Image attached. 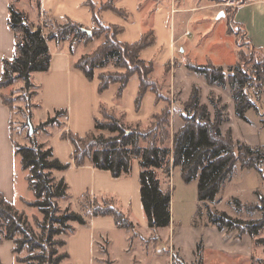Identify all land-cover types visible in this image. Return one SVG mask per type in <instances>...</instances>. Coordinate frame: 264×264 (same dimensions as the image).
<instances>
[{
    "label": "trees",
    "instance_id": "trees-1",
    "mask_svg": "<svg viewBox=\"0 0 264 264\" xmlns=\"http://www.w3.org/2000/svg\"><path fill=\"white\" fill-rule=\"evenodd\" d=\"M91 1V0H90ZM217 1V0H216ZM238 4L247 0H237ZM94 9V26L89 34L83 29L84 25L71 18L60 23L55 17L46 15L40 18L38 25L30 23L27 14L10 3L9 25L16 35V52L13 57L3 58V70L0 74V89L13 84L17 80L24 82L25 87L34 83L31 74L35 71H46L50 67L51 52L48 40L56 42L70 41L72 47L78 41L89 43L94 37L105 33L103 41L93 52L82 54L74 62L89 79L96 76L97 69L106 68L113 60L114 71L98 73V89L100 92L109 88L112 83H119L117 97H121L124 88L134 74L140 78L139 91L136 96V106L142 103L148 90L156 93V100L166 98L160 85L152 78L154 64L141 56V51L154 41L152 29L142 34L140 40L128 43L118 39L122 28L106 23L98 14L99 9L116 8L114 4L105 2ZM237 4V5H238ZM232 14L227 21L228 30L231 24L243 29L234 19L237 7L232 8ZM48 28V30H46ZM104 29L103 31H101ZM229 32V31H228ZM263 50L262 48H259ZM72 50V49H71ZM257 61L253 67H245L242 61L229 67L228 71L222 65L212 62L196 63L187 61L189 70L204 75L210 85L229 83L233 94L238 99L236 112L239 117L247 119L246 110H258L256 100L264 91V64ZM122 68V69H121ZM3 102L9 106L12 115L10 131L16 154L20 155L21 167L27 172L28 188L33 193V199L24 202L36 207L42 214L41 218L34 217L32 222L27 214L20 210L13 201L6 198L0 191V241L11 240L12 252L16 260L24 264H72L70 253L66 247L67 236L75 230L74 223L84 225L92 216H112L119 228L135 229L136 223L129 213L124 211L114 197L92 196L84 193L78 202V209L71 206V201L65 206L60 205V199L71 200L69 185L64 176L58 177L56 171H63L70 166L55 155L52 146L44 148L38 143L30 130V119L25 125L32 138L30 144H19L13 136V109L11 96L2 92ZM201 90L194 86L185 106L194 112L185 123L172 135L169 129L171 103L151 115L158 120L152 130L142 129V122L130 123L125 120V114L101 102L99 114L94 117V127L85 135H79L64 129L62 137L73 144V159L77 166L84 165L90 160L94 167L109 170L114 177L131 173L135 159L140 164V194L141 202L150 228L157 230L170 225L171 221V172L173 167H179L185 182L197 180L198 210L200 216L206 206L210 223L228 231L241 229L242 232L257 234L262 227L260 224L240 220L224 210L212 209L210 202L217 199L224 181L231 177L234 154L225 141L221 130V111L216 110L212 119L206 104L201 103ZM116 114H119L117 117ZM67 109H55L53 115L35 128L42 130L46 125L65 126ZM61 118V119H60ZM63 119V120H62ZM24 125V126H25ZM238 158L243 168L260 169L264 161V152L244 142L238 146ZM249 160V161H247ZM164 174L161 177L158 172ZM237 205H241L235 198ZM246 230V231H245ZM144 238V237H143ZM160 235L156 232L147 240L157 241ZM257 241L264 243V238ZM199 248V247H198Z\"/></svg>",
    "mask_w": 264,
    "mask_h": 264
},
{
    "label": "crops",
    "instance_id": "crops-1",
    "mask_svg": "<svg viewBox=\"0 0 264 264\" xmlns=\"http://www.w3.org/2000/svg\"><path fill=\"white\" fill-rule=\"evenodd\" d=\"M17 1L19 4H16V0H0V74L3 70V58L13 57L16 52V35L9 25L11 2L18 9L24 11L29 22L34 25H38L40 18L44 19L46 14L57 19L71 18L79 21L84 25L83 29H91L94 26V9L91 1L95 3L97 8L105 2H110L116 8L99 9L98 14L106 23L122 28L117 36L120 41L133 43L140 40L142 34L147 30H153L154 41L142 49L141 56L144 60L153 62L152 76L153 78L156 77V82L160 85L162 94L166 98L156 100V93L148 90L138 108L136 106V96L140 86L138 74L130 77L121 97H117L119 83H112L109 88L100 92L97 72L93 79H89L80 69L75 67L74 62L83 52L77 54L76 45L73 44L71 47L69 40H67L69 44H66V40L61 42H56L53 39L48 40L51 52L50 67L46 71L33 72L31 80L38 90L37 102L40 107V114L43 113L47 117L59 108H65L68 112L65 118V126H51L47 133L48 137L44 138V141L48 146L53 147L56 156L71 163L65 170L56 171L57 176H64L69 185L71 206L78 209L79 199L86 192L92 196L114 197L117 204L128 212L136 223L135 230L119 228L116 226L114 218L108 215L92 216L84 225L74 223V232L67 236L66 247L70 253V259L72 257L73 260L76 258L80 260V257H84L83 264H100L95 255L97 246L103 243L107 249L105 250L106 253L110 256L113 239L121 238L123 245L127 246L125 250L129 253H135L132 255L133 258L131 256L130 261H137L136 264H141L144 260L141 258L147 256L151 251L157 258L156 264H169L170 257L165 254V251L169 250V245L167 248L162 246L161 241L165 242L163 236L160 235L157 240V244L162 247L160 248L158 245L155 247L154 245L151 249H146L148 253L145 252L143 256L138 253V245L134 246V242H130V238L132 240L138 239L134 235L135 231H140L141 237L146 239L153 234V232L144 234L140 230L141 227L149 229L150 227L141 202L139 180L141 168L138 159L134 160L131 173L120 177H114L109 170L94 167L90 160H87L84 165L77 166L73 159V144L69 139L62 137V132L66 129L79 135H85L93 129L94 117L100 115L99 106L101 102L123 112L125 120L130 123L147 122L153 113L161 111L167 105L169 99L174 113L179 85L182 84L181 86L189 90L194 84V82L189 83L190 80L186 81L190 72H195L188 69L186 62H212L211 60L206 62L195 61L190 56L193 46L183 39L185 35L192 34L191 26L197 30V20H210L216 25L219 22L218 19L221 18L219 16L222 12L221 9L217 7L213 9L212 3L189 6L185 0ZM236 7L235 21L242 25L246 37L255 46L264 48V0H247L245 3L236 5ZM198 11L200 13L196 15ZM220 20L227 25V17ZM184 21L185 25L182 24ZM186 31H189L190 34H186ZM211 31L198 32L200 33L198 42ZM182 42L183 46L181 45ZM80 43L83 46L91 43L92 46L94 41L87 44L83 41L78 42V44ZM96 46L97 44L94 43L90 49ZM232 63L229 62L228 64ZM202 76L205 79L204 75ZM2 92L4 91L0 89V191L10 201L20 200L22 202L24 199H31L33 193L28 188L26 171L21 167L20 155L15 152L10 131L12 112L9 106L3 102ZM182 97L184 98V96ZM172 118V127L177 129L181 125L180 119L175 113ZM20 170L21 173L18 175ZM24 190L28 192V195L24 193ZM142 241L145 242L143 239ZM140 242L137 241V244ZM110 261L112 262L111 259Z\"/></svg>",
    "mask_w": 264,
    "mask_h": 264
},
{
    "label": "rangeland",
    "instance_id": "rangeland-1",
    "mask_svg": "<svg viewBox=\"0 0 264 264\" xmlns=\"http://www.w3.org/2000/svg\"><path fill=\"white\" fill-rule=\"evenodd\" d=\"M185 1L189 6L212 3L213 9L217 7L224 12L223 15H220L221 18H219L225 19L227 17V21L232 14V8H235L238 4L237 0ZM230 1L234 3L230 4ZM17 3L18 1L16 0V4ZM199 13L200 11L196 12V15ZM220 19H218L219 22L216 25L210 20H197V30L191 26L192 34L185 35L183 39V41L186 40L193 46L190 56L198 62L211 60L215 65H223L226 71L229 70V67L238 63V61H242L243 65L248 68L254 67L257 61H262L264 64V50L259 49L264 48L255 46L235 23L231 24L230 31L226 23ZM66 20L67 19L64 18L58 21L64 23ZM182 24L185 25V21L182 22ZM198 24L200 25L198 26ZM46 30H48V28ZM103 30L104 29L101 31ZM205 30L206 32L212 31L198 42V37L200 38V33L198 32H203ZM105 36L106 34L103 33L101 36L94 37L91 40L97 44L93 49L90 48L94 46V43L92 46L91 43L83 46L81 43L78 44V42H80L78 41L74 44L76 45L75 49L77 48L76 53L83 52L82 54H85L93 52L105 41ZM65 42L69 44L67 40ZM181 45L183 46V42ZM229 62L233 63L228 64ZM262 62L259 64H262ZM116 69L114 61L112 60L106 68L97 69L96 72L98 74L102 71H114ZM158 71H160L159 68ZM153 79L156 80V77ZM186 81H189V83L194 82L189 90L181 86L182 84L179 85V90L176 89L178 92L176 94L177 99L174 113L177 114L178 119H180V126L185 123L186 118L189 119L194 115L192 109L185 106V102L189 98L194 86H198L201 90L200 101L207 105L212 119L216 110L221 111V117L223 119L221 122L222 134L225 141L231 147L235 158L231 177L224 181L217 199L214 202H210V207L212 209L224 210L233 217L246 221L247 223H254L255 221L260 224L263 222V225L257 234L254 235L248 232H242L241 229L232 231H228L227 228L220 229L215 224L209 222L205 205H203L204 212L202 215L198 216L197 180L185 182L181 176L180 168L174 167V170L171 172L170 181L172 193L170 225L161 227L157 230L142 227L140 230L144 234L156 232V235L164 237L165 242L161 241V244H163L162 246L165 248L169 245V250L167 252L164 250L165 254H168L170 257L169 264H264V243L257 241L259 238H264V161L258 170L255 167L243 168L238 158L239 155L237 150L241 143L246 142L254 148H260L264 152V91L260 99L256 100L258 110L253 107L248 108L246 110L247 119H243L239 117L236 112V103L238 99L234 96L233 88L229 83L225 85H210L205 81L202 75L195 72H190L189 78L186 79ZM1 89L5 94L11 96V100L15 105L12 116V133L14 140L19 144H30L32 138L27 132L28 127L25 125L26 121L30 119L32 123L30 130L31 128L33 129L31 132L36 138V141L38 143H43L44 148L48 147L44 138L48 137L47 133L52 125H46L42 130H35V128L39 126V123L45 121L48 117L44 116L43 113H41L42 115L40 114V107L37 102L38 90L36 86L25 87L23 81L17 80L13 84ZM182 96H184V98L188 97L184 99ZM174 113L171 110L169 126L171 135L180 127L179 126L177 129L172 127V116ZM52 115L53 113L51 116ZM115 115L117 117L119 116V114L116 113ZM100 117L105 118L103 114H100ZM157 124L158 120L150 117L147 122H142V125L139 127L149 131L156 127ZM20 173L21 170L18 171V175ZM158 174L161 177L164 176L162 171H159ZM24 193L28 195L26 190H24ZM235 198L240 200L241 205H237L238 203L234 201ZM31 199H33V197ZM68 201L69 199H60V205L65 207ZM14 203L20 210H23L27 214L32 222L35 221L34 217H42V214L36 207L27 205L24 200L22 202L20 200H15ZM134 235L137 236L138 239L136 240L134 238L132 240L130 238V242H134V246L138 245V253H140L141 256L147 252L146 249H151L154 245L155 247L156 245L159 246L157 241L153 242L152 239L147 240L146 238H142L140 231H135ZM142 239L150 245H147ZM137 241L141 242L137 244ZM162 246L159 247L161 248ZM12 247L13 242L11 240L0 241V264H24L16 260V256L12 252ZM105 247L106 246L102 243L96 248L95 255L98 263L136 264L137 261H130L131 256L135 253H129L125 250L127 246L123 245L121 238L118 240H115V238L113 239L110 256L106 253L105 250L107 249H105ZM152 253L153 252L150 251L147 256H143L141 259L144 260L141 264H156L157 258ZM84 259V257H80V260L77 258L73 260L71 257L70 260L74 262V264H83L82 261ZM65 262L66 261H64L63 264H65Z\"/></svg>",
    "mask_w": 264,
    "mask_h": 264
},
{
    "label": "water",
    "instance_id": "water-1",
    "mask_svg": "<svg viewBox=\"0 0 264 264\" xmlns=\"http://www.w3.org/2000/svg\"><path fill=\"white\" fill-rule=\"evenodd\" d=\"M223 14H224V12L222 11L220 15H223ZM220 15H219V16H220ZM84 30L87 31L89 34L92 33V30H91V29L84 28ZM32 130H33V129L31 128V131H32Z\"/></svg>",
    "mask_w": 264,
    "mask_h": 264
},
{
    "label": "built area",
    "instance_id": "built-area-1",
    "mask_svg": "<svg viewBox=\"0 0 264 264\" xmlns=\"http://www.w3.org/2000/svg\"><path fill=\"white\" fill-rule=\"evenodd\" d=\"M231 2V1H230ZM234 2H231L230 4H233ZM186 34H190V32L189 31H186Z\"/></svg>",
    "mask_w": 264,
    "mask_h": 264
}]
</instances>
